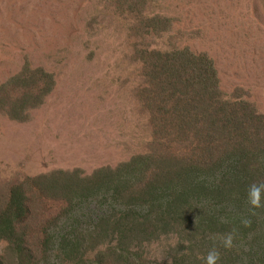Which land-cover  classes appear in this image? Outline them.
<instances>
[{"label":"trees","instance_id":"16d2710c","mask_svg":"<svg viewBox=\"0 0 264 264\" xmlns=\"http://www.w3.org/2000/svg\"><path fill=\"white\" fill-rule=\"evenodd\" d=\"M105 1L123 13L148 137L112 167L9 183L0 264H206L212 249L217 264H264V209L248 204V186L264 181V112L223 92L205 53L170 42L179 32L162 0ZM53 85L51 73L22 67L0 84V115L26 122Z\"/></svg>","mask_w":264,"mask_h":264},{"label":"rangeland","instance_id":"374dc122","mask_svg":"<svg viewBox=\"0 0 264 264\" xmlns=\"http://www.w3.org/2000/svg\"><path fill=\"white\" fill-rule=\"evenodd\" d=\"M170 39L212 60L218 87L264 112V0H162ZM105 0H0V84L22 67L54 85L26 122L0 115V195L23 175L114 166L143 149L121 11ZM114 8V7H113ZM115 9V8H114ZM164 37L156 39L161 44Z\"/></svg>","mask_w":264,"mask_h":264},{"label":"clouds","instance_id":"9594fccd","mask_svg":"<svg viewBox=\"0 0 264 264\" xmlns=\"http://www.w3.org/2000/svg\"><path fill=\"white\" fill-rule=\"evenodd\" d=\"M248 204L253 209H264V181L254 182L248 186ZM210 238H215L211 236ZM223 245L225 248H230L232 246V236L227 234L226 238L223 240ZM220 258V253L216 249L209 251L206 264H217Z\"/></svg>","mask_w":264,"mask_h":264}]
</instances>
